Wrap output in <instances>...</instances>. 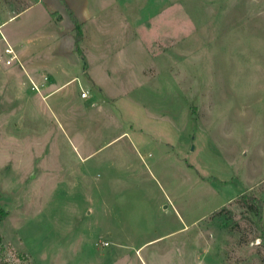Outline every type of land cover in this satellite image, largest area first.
I'll list each match as a JSON object with an SVG mask.
<instances>
[{"label":"rangeland","instance_id":"374dc122","mask_svg":"<svg viewBox=\"0 0 264 264\" xmlns=\"http://www.w3.org/2000/svg\"><path fill=\"white\" fill-rule=\"evenodd\" d=\"M123 3L78 50L116 61L99 80L8 64L56 48L40 15H0V264H264V0Z\"/></svg>","mask_w":264,"mask_h":264},{"label":"crops","instance_id":"0c3cea01","mask_svg":"<svg viewBox=\"0 0 264 264\" xmlns=\"http://www.w3.org/2000/svg\"><path fill=\"white\" fill-rule=\"evenodd\" d=\"M17 2L19 1L15 0L12 5L16 6ZM19 4L21 3L19 2ZM123 4V0H30L28 4H21V6L23 5V7H20L21 9H14V6H11L10 3H5L0 7V15L6 18L4 22L12 20L16 16L27 11H33V13L42 17L41 22L50 23L52 26L51 28H47L40 36H37L34 41L37 40L40 46H53L56 48L54 56L52 57L53 60L48 62V67L37 65L35 53L26 48L29 46L30 38L22 39L12 43V45L9 44L6 49L8 47L13 49L15 58L24 64V66H27L33 79L39 80L38 82L43 83L44 79L47 77L49 79L55 78L53 75H48L51 72H58L56 75L61 76L60 73L65 74L70 69L72 70L75 68V70H77L76 67L85 71L83 64H88L89 74L92 72L91 70L96 74L95 77L91 74L90 76L94 80L95 78L99 80L101 78V73L106 72V70L113 73L117 72L118 64L115 60V62L112 61L111 63L110 61H106L105 58L108 55L101 54L100 52L98 54L91 53L92 55L86 54V56L79 57L76 47L74 20L82 24L83 37L79 44L80 46H82V43H84L83 46H88V48L90 46L94 47V43H100L101 45L103 37L106 38L104 35L106 30L113 28L118 20L122 21L121 8ZM129 8L133 9L132 4ZM130 21H127V24H132ZM136 23L135 21V24ZM90 35L92 36L90 37ZM88 51H90V49H88ZM113 64H115V66ZM75 78L76 76L72 79ZM63 85L64 84L61 86ZM120 136L121 135L115 137L109 142H113ZM93 153L94 152L87 153L84 158L90 157Z\"/></svg>","mask_w":264,"mask_h":264},{"label":"trees","instance_id":"16d2710c","mask_svg":"<svg viewBox=\"0 0 264 264\" xmlns=\"http://www.w3.org/2000/svg\"><path fill=\"white\" fill-rule=\"evenodd\" d=\"M75 23V31H76V47L77 50H80V42L83 37V30H82V24H80L77 20H74ZM242 201L247 207V210L250 214L257 217L259 221H261L262 217V206L263 202L258 199L256 196H248V195H242L241 197ZM7 215V211L0 205V223L5 219ZM2 242V235L0 232V243ZM1 264H8L5 262H2Z\"/></svg>","mask_w":264,"mask_h":264},{"label":"built area","instance_id":"2783aa9c","mask_svg":"<svg viewBox=\"0 0 264 264\" xmlns=\"http://www.w3.org/2000/svg\"><path fill=\"white\" fill-rule=\"evenodd\" d=\"M6 53L11 54L10 59L7 61V63L9 64V63H11V61H12L13 59H15V54H14L13 49L10 48V47H8V48L6 49ZM89 96H90V91H89V90H85V89H83V90L81 91V97H82V98H88ZM103 244H104V245H108V242H103Z\"/></svg>","mask_w":264,"mask_h":264}]
</instances>
